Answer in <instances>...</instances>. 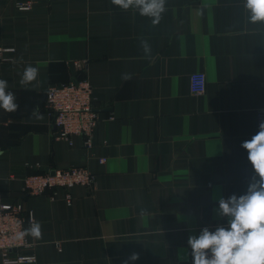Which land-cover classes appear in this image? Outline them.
<instances>
[{"label": "crops", "instance_id": "1", "mask_svg": "<svg viewBox=\"0 0 264 264\" xmlns=\"http://www.w3.org/2000/svg\"><path fill=\"white\" fill-rule=\"evenodd\" d=\"M244 4L165 0L153 25L112 0H37L29 11L0 0V46L15 49L0 61V79L19 105L0 108V194L41 226L39 237L28 233L36 245L12 256L123 264L136 252L130 264H192L188 237L227 226L218 201L246 193L255 173L241 143L264 109V22H251ZM73 62H86L102 120L90 149L80 136L55 139L45 108L47 89L77 76ZM29 64L39 72L25 87ZM197 72L207 78L202 95L190 91ZM70 167L87 168L94 186L24 191L27 175Z\"/></svg>", "mask_w": 264, "mask_h": 264}, {"label": "clouds", "instance_id": "2", "mask_svg": "<svg viewBox=\"0 0 264 264\" xmlns=\"http://www.w3.org/2000/svg\"><path fill=\"white\" fill-rule=\"evenodd\" d=\"M112 3L122 10L138 11L141 16L151 18L153 25L160 23L165 12V0H112ZM244 7L250 13L251 22H264V0H245ZM142 47L145 53L150 51L146 41H142ZM38 72L37 67L27 65L20 84L27 87L36 80ZM7 88L8 81L0 79V108L14 112L19 105L15 94L6 91ZM33 115L43 118L38 108L33 109ZM241 147L247 151L255 175L245 194L219 199L217 214L227 218L226 227L218 225L213 231L205 226L199 235L188 237L192 264H264V121L259 124V131L250 140L243 141ZM40 227L38 222L33 223L26 234L39 237ZM139 258V253L133 252L123 264ZM179 258L184 259L183 256Z\"/></svg>", "mask_w": 264, "mask_h": 264}, {"label": "built area", "instance_id": "3", "mask_svg": "<svg viewBox=\"0 0 264 264\" xmlns=\"http://www.w3.org/2000/svg\"><path fill=\"white\" fill-rule=\"evenodd\" d=\"M37 0H16L20 11H29ZM14 48L0 46V61L7 60L8 53ZM77 76L61 84L50 86L46 91L45 108L52 117L55 139L67 141L72 145V138L80 136L87 149L93 146V134L102 121L92 102L93 87L89 79L83 75L86 62H73ZM207 78L203 72H197L190 77V91L194 95H202L206 91ZM264 121V109L258 113L259 124ZM1 123V117H0ZM106 159H100L104 164ZM24 191L31 195H41L51 188H62L66 191L76 186L92 187L95 175L84 167H70L64 170H49L47 172L27 175L23 179ZM66 200L72 203V195L67 192ZM37 223L34 213L21 205L8 204L2 201L0 194V252L4 264H33L37 261L33 253H21L12 256L16 250L32 249L36 241H30L26 230ZM37 238L36 236H33Z\"/></svg>", "mask_w": 264, "mask_h": 264}]
</instances>
